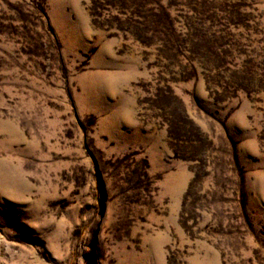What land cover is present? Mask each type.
Instances as JSON below:
<instances>
[{
	"label": "rangeland",
	"instance_id": "rangeland-1",
	"mask_svg": "<svg viewBox=\"0 0 264 264\" xmlns=\"http://www.w3.org/2000/svg\"><path fill=\"white\" fill-rule=\"evenodd\" d=\"M0 264H264V0H0Z\"/></svg>",
	"mask_w": 264,
	"mask_h": 264
}]
</instances>
